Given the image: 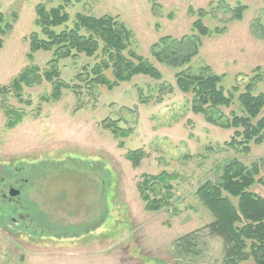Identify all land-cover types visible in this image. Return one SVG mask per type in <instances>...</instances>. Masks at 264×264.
I'll return each mask as SVG.
<instances>
[{
    "label": "rangeland",
    "instance_id": "rangeland-1",
    "mask_svg": "<svg viewBox=\"0 0 264 264\" xmlns=\"http://www.w3.org/2000/svg\"><path fill=\"white\" fill-rule=\"evenodd\" d=\"M38 5L64 6L70 27L78 13L115 17L131 32V50L153 63L161 78L139 74L110 89L88 83L86 74L77 79L95 64L93 57L56 65L53 51L29 58L28 37L41 32ZM0 11L18 17L0 49V178L12 180L16 168L18 178H31L20 183L27 203L21 199L15 210L7 205L13 210L0 215V264H225L223 241L202 231L214 217L195 192L206 180L218 181L224 165L236 159L260 161L264 179V143L252 144L247 154L231 146L236 128L194 113L193 94L179 89L176 76L210 71L223 77L233 103L214 116L232 124L234 113L244 115L237 98L245 86L257 78L255 94L264 93V0H0ZM197 19L211 32L199 38L196 56L181 67L159 63L153 44L198 33ZM53 70L59 75L49 79ZM23 74L30 79L18 89L15 81ZM58 79L67 86L56 94ZM6 111L21 116L11 129ZM110 124L121 128L118 134ZM45 159L50 167L35 175L25 171ZM161 174L166 183H150ZM144 176L162 209L145 208L137 185ZM192 231L205 234L186 255L176 241Z\"/></svg>",
    "mask_w": 264,
    "mask_h": 264
},
{
    "label": "trees",
    "instance_id": "trees-1",
    "mask_svg": "<svg viewBox=\"0 0 264 264\" xmlns=\"http://www.w3.org/2000/svg\"><path fill=\"white\" fill-rule=\"evenodd\" d=\"M63 7L47 9L45 5L37 6L36 26L40 27L41 32L33 31L28 37L31 51L29 58L38 51H53L51 61L56 65L58 60L69 57L76 58L83 54L88 58L93 57L96 61L95 64L90 70V66H85L77 79L80 82L84 81L83 74H86L89 75L88 83L92 85L106 84L110 89L139 74L157 80L161 78L160 71L153 63L136 55L131 50V32L115 17L109 15L97 17L78 13L73 23L74 26L70 27L67 25L70 14L66 13ZM243 9L241 7L237 10V19H241ZM9 17L0 11V49L5 43L4 38L9 36L14 29V24L18 21V17L13 14ZM194 30L198 33L184 35L180 39L170 36L162 37L153 44L152 54L161 64L164 63L173 68L184 66L196 56L200 46L199 38L207 36L211 32L208 27L203 25L201 19H197L195 22ZM108 72H112L113 81L109 79ZM55 75H59L56 70L47 72L49 79H53ZM29 79L28 74H23L18 81H15V85L21 89V83L29 81ZM176 79L180 90L193 94L192 111L194 113L204 115L210 123L236 128L235 136L230 142L231 146L247 154L250 153L252 144L261 145L264 143V93L255 94L257 78L252 79L245 86L244 91L239 94L237 100L244 115L239 116L234 113L232 124L220 123V120L214 116V113H217L223 106H230L233 103L232 95H228L222 85L223 77L210 71L197 74L183 71L177 74ZM56 84V94L60 88L67 86L59 79ZM68 87L70 86L68 85ZM77 88L80 86L77 85ZM3 89L4 87L0 88V93ZM236 90L238 89L236 88ZM161 100L162 98H160ZM13 113L14 111L5 113V125L10 129L21 122V116H11ZM107 127L113 128L115 134H118L121 129L114 127L113 124ZM122 133L127 135L128 131H122ZM138 157L137 153L133 154V158L137 159ZM28 168L35 175L38 169L46 168V166L41 163L38 165L28 163L26 169L24 168L25 171ZM261 172L260 161L246 165L236 159L224 165L218 181L206 180L195 192L200 203L214 217V221L206 224L202 231H206L209 237H218L223 241L226 252L225 264H242L251 259L254 264H264V195L252 190L255 185H264V179L260 176ZM28 178L26 180L29 182L31 178L30 176ZM149 178L144 176V181L137 184L138 190L143 202H146L145 208L149 211H156L162 209L163 204H161L162 200L152 199L149 195ZM5 179L10 180L9 178ZM166 179V174H161L152 177L150 183L155 181L166 183ZM28 204L33 211L32 208L35 205L30 202ZM11 208L6 207L5 209L10 212L8 209ZM200 232L192 231L176 241L178 249L182 250L181 253L184 251L187 255L196 251V247L200 243L199 240L205 234Z\"/></svg>",
    "mask_w": 264,
    "mask_h": 264
},
{
    "label": "flooded vegetation",
    "instance_id": "flooded-vegetation-1",
    "mask_svg": "<svg viewBox=\"0 0 264 264\" xmlns=\"http://www.w3.org/2000/svg\"><path fill=\"white\" fill-rule=\"evenodd\" d=\"M21 182H27V180L25 179H21V178H14L13 180L7 181V179L4 178H0V213H3L6 211V207L7 205H12L14 206V209H17V205L19 204V198L20 195H16V197H13L10 195L11 193V189L14 188H18L19 190L23 187V184H20ZM21 191V190H20ZM5 210V211H4ZM22 219H26V217H24L23 214H20ZM13 222H16V224L18 223L17 220H15V218L11 219ZM82 243L83 242H87L88 239H82Z\"/></svg>",
    "mask_w": 264,
    "mask_h": 264
},
{
    "label": "crops",
    "instance_id": "crops-1",
    "mask_svg": "<svg viewBox=\"0 0 264 264\" xmlns=\"http://www.w3.org/2000/svg\"><path fill=\"white\" fill-rule=\"evenodd\" d=\"M38 163H41V165H45L46 166V168H48V167H50L49 166V162L45 159V160H42V161H40V162H38ZM38 163H35V164H37L38 165ZM32 165H33V163H31ZM18 175H19V168H16V170H15V175L13 176V179L14 178H16V177H18ZM12 179V180H13ZM27 185H28V183H27ZM256 186H258V188H254V187H256ZM16 189H18V188H16ZM22 189V188H21ZM20 189V190H21ZM252 190L254 191V192H257V193H262L263 195H264V187H259V185H255V186H253L252 187ZM21 199H23V204L22 205H24V203H27L26 202V198H25V195L22 193V190H21V195H20V198L18 199L19 200V202L20 201H22ZM30 203H32L33 205H35V211L38 213V214H40V211H41V209H39V207H38V204L36 203V202H30ZM7 212L5 211L4 212V216H6L7 214H6ZM0 215H2V213L0 214ZM22 219V218H21ZM12 221V220H11ZM13 222V221H12ZM23 222V221H22ZM14 223H16V222H14ZM20 223V222H19ZM21 224V223H20ZM19 224V225H20ZM16 225H18V224H16ZM22 226H24L23 224H22ZM35 230H34V232H36L37 230H36V228L35 227H33ZM44 232V231H43ZM41 235V234H40Z\"/></svg>",
    "mask_w": 264,
    "mask_h": 264
},
{
    "label": "water",
    "instance_id": "water-1",
    "mask_svg": "<svg viewBox=\"0 0 264 264\" xmlns=\"http://www.w3.org/2000/svg\"><path fill=\"white\" fill-rule=\"evenodd\" d=\"M10 191H11L10 195L13 197H16V195H19L21 193L19 189H14V188H12Z\"/></svg>",
    "mask_w": 264,
    "mask_h": 264
}]
</instances>
